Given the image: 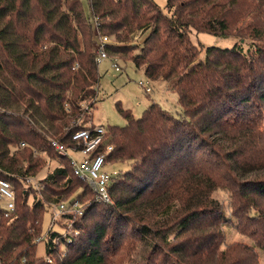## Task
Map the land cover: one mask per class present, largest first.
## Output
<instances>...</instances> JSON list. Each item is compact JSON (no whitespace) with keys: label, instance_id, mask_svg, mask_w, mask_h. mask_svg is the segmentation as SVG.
<instances>
[{"label":"trees","instance_id":"obj_1","mask_svg":"<svg viewBox=\"0 0 264 264\" xmlns=\"http://www.w3.org/2000/svg\"><path fill=\"white\" fill-rule=\"evenodd\" d=\"M90 10L81 0H0V178L16 195L11 216L0 206V264H119L129 238L148 249L144 264H259L264 0H90ZM96 28L117 40L107 45L111 53L148 32L131 61L177 91L180 113L155 101L140 117L121 107L127 124L106 127L109 162L129 167L114 177L112 200L85 203L73 239L51 229L42 236L44 194L82 189V197L88 188H73V179L82 181L51 139L71 146L74 131L92 122ZM193 30L237 41L203 54ZM47 165L38 188L29 178ZM221 188L230 215L213 197ZM94 207L103 212L81 226ZM227 224L253 244H226ZM41 240L46 256L37 254Z\"/></svg>","mask_w":264,"mask_h":264},{"label":"rangeland","instance_id":"obj_2","mask_svg":"<svg viewBox=\"0 0 264 264\" xmlns=\"http://www.w3.org/2000/svg\"><path fill=\"white\" fill-rule=\"evenodd\" d=\"M160 5L164 6L166 0H157ZM85 13L90 15V0H81ZM95 35L98 37L104 36V34H100V32L96 29ZM110 42L109 44L117 41L115 37L111 35H107ZM148 36V32H144L142 30L137 31L133 37H131V46L138 47L143 43V41ZM191 38L193 41L202 46L203 54L204 50L209 46H219V47H232L237 41L234 37H217L208 32H197L194 31L191 33ZM96 39V38H95ZM131 47V48H132ZM123 52L110 53V57H117L118 64L121 67V71H117L115 67H113L111 58L104 60L99 63V71H100V81L97 92V102L92 108V122L95 125H104L108 127L109 125L116 126H124L127 124V118L121 113L120 108L124 107L130 109L135 117H140L143 114L144 109L153 101L158 102L163 108L167 111L178 114L180 113V105L178 104V96L176 90H167L168 82L162 80H152L150 79L143 67H137L132 61L131 57L136 52L135 49H131ZM116 54V56H114ZM118 55V56H117ZM143 80L147 82L152 87V92L147 93L145 87L139 84V81ZM179 106V108H178ZM73 154V153H72ZM80 153H74L73 156L75 158H80ZM55 162H52L51 166L54 165ZM48 166L44 169H40L41 171L37 172L36 176L38 178H43L44 175L50 170ZM129 165L126 162H115L110 163L107 168L108 169H118V170H127ZM78 178V177H77ZM73 188L78 185H87L88 183L80 179L82 182L73 179ZM20 189V188H19ZM86 192L82 197H77L82 192V189L77 190L75 193L69 197V192L63 193L62 195H51L46 196L44 194V198H46L47 203L44 208V216L42 222V236H45L50 229L53 231H57L64 234H71L73 236L78 235L80 232L77 227L79 219H75L73 222V226L69 227L67 221V217L60 215L53 223V214L52 209L50 207L53 201H57L60 199L67 198L71 201L74 199H79L81 202L88 204L94 200V194L92 190L88 187L85 188ZM89 189V190H88ZM92 192V193H91ZM213 197L222 202L223 206L226 209V213L229 214V195L228 192L221 189H217L213 193ZM50 204V205H49ZM0 206L5 208L7 206V202L3 199L0 200ZM86 206V205H85ZM84 206V207H85ZM101 209L94 207L93 210L89 213L87 220L80 222L81 226H87L91 220H97L99 215L102 213ZM109 215V213H107ZM224 241L226 244H231L236 241L244 242L247 244H253L251 238L241 234L232 224H227L224 226ZM127 240V239H125ZM61 247L64 248V244H61ZM259 264H264V251L259 247L256 249ZM37 254L39 256H46V241L41 240L37 244ZM148 254V249L141 243L137 246H133L130 242V238L127 240V244L121 250L119 256H122L121 262L119 264H144L146 256Z\"/></svg>","mask_w":264,"mask_h":264},{"label":"built area","instance_id":"obj_3","mask_svg":"<svg viewBox=\"0 0 264 264\" xmlns=\"http://www.w3.org/2000/svg\"><path fill=\"white\" fill-rule=\"evenodd\" d=\"M109 42L107 35L97 38L95 59L98 64L111 58L107 48ZM113 43L118 42L115 41ZM111 60L113 67L117 71H121L118 58L113 57ZM139 84L145 87L147 93L152 92L153 89L148 82L146 84V82L140 80ZM66 108H68V105ZM72 140L74 143L71 146L60 143L56 138H52L51 143L60 155L69 159L73 174L88 183V187L92 190L95 199L97 201L110 202L112 200L111 186L119 170L107 168L110 164L109 155L114 150L113 143L109 141L107 128L104 125H95L91 122L88 127L74 131ZM23 146L25 145L23 144ZM72 153H80V158H75ZM29 181L35 182L36 186L40 187V184L37 183V176L30 177ZM0 197L7 202V206L4 208V216H11L16 209L15 190L11 182L3 178H0ZM50 207L53 214V223L57 221L60 215H65L67 217L65 222H68L69 227L73 226L75 219H80L85 209L83 202L78 198L71 201L69 199L53 201ZM65 235L72 237V233Z\"/></svg>","mask_w":264,"mask_h":264},{"label":"crops","instance_id":"obj_4","mask_svg":"<svg viewBox=\"0 0 264 264\" xmlns=\"http://www.w3.org/2000/svg\"><path fill=\"white\" fill-rule=\"evenodd\" d=\"M166 88H167V90L169 91L170 88H169L168 86H167Z\"/></svg>","mask_w":264,"mask_h":264}]
</instances>
